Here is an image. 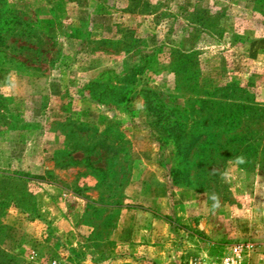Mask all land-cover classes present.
Returning a JSON list of instances; mask_svg holds the SVG:
<instances>
[{"label":"rangeland","instance_id":"rangeland-1","mask_svg":"<svg viewBox=\"0 0 264 264\" xmlns=\"http://www.w3.org/2000/svg\"><path fill=\"white\" fill-rule=\"evenodd\" d=\"M146 89L264 106V0H0V264H264V172L173 175Z\"/></svg>","mask_w":264,"mask_h":264},{"label":"trees","instance_id":"trees-1","mask_svg":"<svg viewBox=\"0 0 264 264\" xmlns=\"http://www.w3.org/2000/svg\"><path fill=\"white\" fill-rule=\"evenodd\" d=\"M141 92L143 107L173 144V175L208 182L210 174L227 162L244 172H264V106L228 101L209 92L172 105L149 89ZM171 99L170 103L177 97ZM238 155L246 163L237 165Z\"/></svg>","mask_w":264,"mask_h":264},{"label":"clouds","instance_id":"clouds-1","mask_svg":"<svg viewBox=\"0 0 264 264\" xmlns=\"http://www.w3.org/2000/svg\"><path fill=\"white\" fill-rule=\"evenodd\" d=\"M235 163L237 165H240V164H244L246 163V159L243 155H238L235 157ZM212 199L216 202L215 206H219V200H218V197L213 195Z\"/></svg>","mask_w":264,"mask_h":264},{"label":"crops","instance_id":"crops-1","mask_svg":"<svg viewBox=\"0 0 264 264\" xmlns=\"http://www.w3.org/2000/svg\"><path fill=\"white\" fill-rule=\"evenodd\" d=\"M259 16H263L262 14H259Z\"/></svg>","mask_w":264,"mask_h":264}]
</instances>
